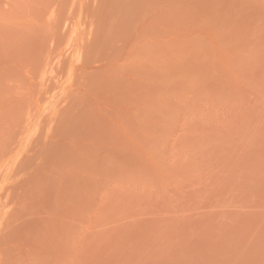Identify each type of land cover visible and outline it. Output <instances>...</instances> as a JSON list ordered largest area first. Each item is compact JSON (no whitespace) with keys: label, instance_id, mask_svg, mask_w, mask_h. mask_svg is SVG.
I'll use <instances>...</instances> for the list:
<instances>
[{"label":"rangeland","instance_id":"rangeland-1","mask_svg":"<svg viewBox=\"0 0 264 264\" xmlns=\"http://www.w3.org/2000/svg\"><path fill=\"white\" fill-rule=\"evenodd\" d=\"M0 264H264V0H0Z\"/></svg>","mask_w":264,"mask_h":264}]
</instances>
